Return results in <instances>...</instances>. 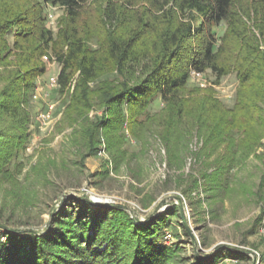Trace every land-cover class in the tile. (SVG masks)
Masks as SVG:
<instances>
[{"label": "trees", "instance_id": "1", "mask_svg": "<svg viewBox=\"0 0 264 264\" xmlns=\"http://www.w3.org/2000/svg\"><path fill=\"white\" fill-rule=\"evenodd\" d=\"M1 1L0 42L13 35L15 52L0 53V62L12 57L17 69L0 94V115L11 121L9 132L0 131V165L9 163L15 149L27 141V93L35 78L46 74L42 59L52 56L62 66L58 79L63 90L79 72L83 83L92 81L105 62L123 79L103 93L109 115L94 126L88 147L91 155L98 150L100 129L109 144L114 138L118 146L124 138L117 135L126 125L135 137L147 128L162 126L168 144L196 130L212 141L230 142L222 163L247 159L260 142L256 132L264 130L259 106L264 101V54L244 39L248 29L243 20L252 12L260 15L258 31L264 37V0H145L147 8L130 12L132 29L124 30V35L116 29L104 37L88 32L84 36L74 27L55 36L46 27L45 5L60 6L70 23L77 24L90 0H26L23 5H17V0ZM115 1L109 0L106 9L110 21L117 19ZM126 1L132 5L137 0ZM223 24L227 29L220 33ZM89 37L103 43V55L90 48ZM192 72H211L217 83L236 73L240 79L236 106L227 109L216 99L199 95V89L189 91ZM158 100L164 104L159 111L153 108ZM74 203L75 209L54 214L46 234L4 233L0 264H183L182 258L176 259L178 244L161 243V224L137 225L115 205L86 198H75ZM227 252L241 258L246 254ZM221 258L197 255L194 264H217Z\"/></svg>", "mask_w": 264, "mask_h": 264}, {"label": "rangeland", "instance_id": "2", "mask_svg": "<svg viewBox=\"0 0 264 264\" xmlns=\"http://www.w3.org/2000/svg\"><path fill=\"white\" fill-rule=\"evenodd\" d=\"M17 1V5H23L26 0ZM108 3L109 0H90L77 24L70 23L60 6L45 5L46 27L55 36L69 27L77 28L84 36L88 32L104 37L116 29L124 35L123 31L132 29L135 23L130 12L147 8L145 0L132 5L116 0L117 19L115 16L110 21L105 16ZM260 19L252 12L243 20L248 29L244 39L264 54V37L258 31ZM226 29L223 24L219 31ZM14 40L13 35L2 38L1 55L15 52ZM86 41L92 50L104 54L98 38ZM13 61L9 57L0 62V94L17 69ZM42 63L47 66L46 74L36 77L27 93V141L15 149L9 163L0 165V225L6 227H0L1 241H6L3 235L10 231L48 233L56 212L75 209L74 199L86 198L125 209L137 225L161 224V243L169 247L178 244L180 253L176 259L182 258L185 264H194L197 255L204 259L222 257L217 264L262 263L264 130H257L260 142L239 163H222L230 142L212 141L196 130L186 134V139H174L168 144L162 126L147 128L135 137L126 125L117 135L124 138L118 146L114 138L109 144L100 129L98 150L91 155L88 147L94 126L109 115L103 93L123 79L105 62L92 81L83 83L79 72L70 87L63 90L51 82L62 69L56 57H44ZM194 89L233 109L240 93V79L233 72L217 83L216 77L207 72L190 80L189 91ZM259 106L264 117V101ZM50 107L51 118L44 121L42 114ZM153 108L159 111L164 104L158 100ZM10 123L0 115V131L9 132ZM113 143L114 148L109 149ZM176 210L180 214L173 215ZM3 250L0 247V252ZM230 250L245 252V258L230 256Z\"/></svg>", "mask_w": 264, "mask_h": 264}, {"label": "built area", "instance_id": "3", "mask_svg": "<svg viewBox=\"0 0 264 264\" xmlns=\"http://www.w3.org/2000/svg\"><path fill=\"white\" fill-rule=\"evenodd\" d=\"M202 75H204V74L192 72L191 73V79H193V77H198V76H202ZM58 78H56V79L53 78L51 80V82H52L53 85H57V84L59 85V79ZM52 109H53V107H50V110L48 112H46L45 114H42V119L44 121H48L51 118V111H52ZM101 153H102V151H101ZM255 254H257V253H255Z\"/></svg>", "mask_w": 264, "mask_h": 264}, {"label": "water", "instance_id": "4", "mask_svg": "<svg viewBox=\"0 0 264 264\" xmlns=\"http://www.w3.org/2000/svg\"><path fill=\"white\" fill-rule=\"evenodd\" d=\"M91 202H93V203H95V204H99V201H96V200H94V199H92Z\"/></svg>", "mask_w": 264, "mask_h": 264}]
</instances>
